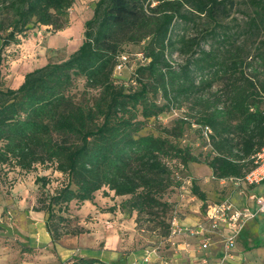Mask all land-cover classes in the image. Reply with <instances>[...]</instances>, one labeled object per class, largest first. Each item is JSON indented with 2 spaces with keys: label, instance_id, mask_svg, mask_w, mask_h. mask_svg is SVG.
<instances>
[{
  "label": "trees",
  "instance_id": "16d2710c",
  "mask_svg": "<svg viewBox=\"0 0 264 264\" xmlns=\"http://www.w3.org/2000/svg\"><path fill=\"white\" fill-rule=\"evenodd\" d=\"M248 1L254 13L246 32L255 39L263 35L251 56L218 33L235 0H97L77 50L26 73L17 88L0 80V165L24 173L41 166L62 177L52 193L45 191L47 176L34 181L40 190L33 210L45 215L53 244L86 232L68 208L72 202L93 204L100 190L128 197L119 204L121 213L136 214L137 225L144 216L151 218L166 237L163 217L171 204L165 197L178 186L180 167L203 163L216 180L252 169L251 157L264 146V0ZM74 2L0 0V66L3 50L20 44L30 29L48 26L56 33L67 27ZM197 21L202 33H177L178 26ZM207 39L212 44L206 50ZM139 44L143 61L127 83L117 81L113 71L119 56L127 54L123 47ZM176 54L184 57L182 63ZM78 80L95 94L78 95ZM185 103L201 138L204 128L211 132L209 142L204 140L210 148L204 162L179 145L182 128L190 123L186 117L159 135L140 134L149 120ZM190 192L205 210L206 195L196 179ZM61 264L106 263L73 256Z\"/></svg>",
  "mask_w": 264,
  "mask_h": 264
},
{
  "label": "rangeland",
  "instance_id": "374dc122",
  "mask_svg": "<svg viewBox=\"0 0 264 264\" xmlns=\"http://www.w3.org/2000/svg\"><path fill=\"white\" fill-rule=\"evenodd\" d=\"M97 0H75L69 10V23L63 30L54 33L48 26H36L30 29L25 38L20 40L18 45H10L3 50L0 66V80L4 87L17 88L22 77L35 68L41 67L48 62H58L67 58L71 53L79 48L82 43L83 23L90 19L93 14L94 5ZM235 7L231 16L222 21L223 28L218 33L228 35L236 44L244 48V52L253 55L257 44V39L263 35L250 38L246 32V22L253 16V7L248 0H235ZM1 14V13H0ZM201 23L197 21L196 26H178L177 33L186 34L187 37L202 33ZM212 44L211 39L202 42L204 49H209ZM143 44L126 45L123 50L130 55V61L123 66L120 71L113 72V77L121 82L127 83L130 73L138 64L136 54L142 49ZM177 63H182L184 57L174 55ZM248 58L247 61H249ZM249 73V72H247ZM76 92L87 97L95 92L86 90L82 80L77 81ZM191 110L185 103L181 109L167 112L156 120H149L140 134L159 135L164 128L175 127L177 120L184 117L190 123L183 126L182 136L179 140L180 147H189L192 155L199 161L204 160L210 154V148L201 138L197 126L189 116ZM176 174L178 186L174 188L165 199L171 204V210L166 213L163 219L169 224V234L162 236V229L154 226L155 222L151 218L144 216L135 223L132 236L129 233L121 232V229H111L101 222H93L89 216L88 209L91 207L80 203L71 204L68 208V215L72 219L75 216L83 218L82 226L86 232L79 242V251L65 253L71 257H84L102 259L106 264H127L124 258H115L118 251L123 256L133 255L130 264H194L193 256L178 249L176 243L186 240L188 237L197 239L191 235L175 234L172 232V220L176 219L179 227L190 228L192 223L202 222L204 212L202 203L194 197L191 192V179H196L199 189L206 195V205H212L224 200H229L233 204L240 206L244 203V193L247 189L234 186L230 181L220 182L212 177L208 172L209 168L203 163H190L186 169L179 168ZM47 176L50 183L45 187V191H52L59 186L62 181L60 174L52 169H44L37 166L32 172H20L13 165H0V264H49L40 262L39 249L26 246L21 241H37L38 230L30 218V211L36 206V198L39 196V186L35 184V177ZM253 188V187H251ZM248 189V191L252 189ZM105 198L106 204H120L128 197H116L107 189L96 193L95 198ZM159 217L161 216L158 212ZM126 218L127 215H124ZM162 219V218H161ZM196 222V223H197ZM33 227V228H31ZM36 237V238H35ZM259 237L260 234H259ZM96 240V241H94ZM38 241H41L40 239ZM200 250L198 245L196 246ZM30 249V252H26ZM196 253V250H194ZM56 254L61 249L50 250ZM41 255L45 252H41ZM114 257V258H113ZM61 259V257H56ZM45 261V260H42ZM60 264V260L54 264Z\"/></svg>",
  "mask_w": 264,
  "mask_h": 264
},
{
  "label": "crops",
  "instance_id": "0c3cea01",
  "mask_svg": "<svg viewBox=\"0 0 264 264\" xmlns=\"http://www.w3.org/2000/svg\"><path fill=\"white\" fill-rule=\"evenodd\" d=\"M23 81V77L19 82V85ZM208 172L211 173L210 170ZM248 194L250 193H262L264 190V185L257 186L251 188L252 190L248 191L250 188H246ZM96 196V194H95ZM105 198L97 197L93 200V204L90 202L81 203L83 206H90L91 209H88L89 216L92 217L93 222H101L105 228V225L109 226L111 229H121V232L129 233L132 236V232H134V214L130 216L124 217V214L121 213L119 209V204L115 205L106 204ZM245 201V199H244ZM76 202H72L71 204H75ZM70 204V205H71ZM109 208H113V211H109ZM30 218L33 221V225L37 227L38 236L35 240L37 241H21L25 243L26 246L39 249V258H41L40 262H46L49 264H54L56 261L60 260V264L70 258V255H66L65 253H73L75 250H80L78 245L83 238V235L80 234L78 236H65L58 243L53 244L51 242L49 234L45 230L44 220L45 215L42 212L30 211ZM78 219V224L82 226L83 218L80 216H75ZM195 223L192 224H196ZM192 226V225H191ZM33 228V227H31ZM226 234V232H224ZM259 234L261 237H259ZM188 237V236H187ZM41 241H38V240ZM223 236L221 234L214 235L207 248L201 249L198 244V240L194 238L188 237L185 241H178L176 243L178 249H180L183 253L185 251H190L189 253L193 256L192 261L194 260V264H217L220 257L222 256V241ZM96 241V240H94ZM198 245V248L196 246ZM61 249V252H57L56 254L50 252ZM196 250L197 254H194ZM41 252H45V254L41 255ZM61 257V259L56 257ZM114 258V257H113ZM115 258L120 259L124 258L127 264H130L133 259V255L123 256L121 253L116 251ZM45 260V261H42ZM103 262L102 259H98ZM58 264V262H57ZM226 264H264V215L258 216L256 219L247 222L238 236L235 239L234 247L232 250V258Z\"/></svg>",
  "mask_w": 264,
  "mask_h": 264
},
{
  "label": "built area",
  "instance_id": "2783aa9c",
  "mask_svg": "<svg viewBox=\"0 0 264 264\" xmlns=\"http://www.w3.org/2000/svg\"><path fill=\"white\" fill-rule=\"evenodd\" d=\"M136 57L138 61H143L141 53L136 54ZM129 61V54L120 55L113 72L120 71ZM210 133L207 127L202 131L203 138L207 143ZM251 160L253 167L244 176L219 181L222 183L230 181L234 186L244 189L264 185V146L251 157ZM244 198L245 201L240 206L229 200L208 205L203 221L197 222L190 228L179 227L176 219L173 218L171 235L183 233L186 236H194L198 240L199 247L205 249L214 235L221 234L223 236L222 256L217 264H226L232 258L235 239L243 226L258 216L264 215V190L262 193H244Z\"/></svg>",
  "mask_w": 264,
  "mask_h": 264
}]
</instances>
